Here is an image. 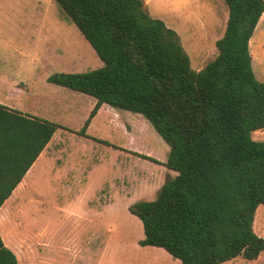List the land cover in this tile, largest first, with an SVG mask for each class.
I'll return each instance as SVG.
<instances>
[{"label": "trees", "instance_id": "obj_1", "mask_svg": "<svg viewBox=\"0 0 264 264\" xmlns=\"http://www.w3.org/2000/svg\"><path fill=\"white\" fill-rule=\"evenodd\" d=\"M91 44L103 66L56 72L48 81L96 99L76 133L130 151L177 172L153 200L129 206L143 223L141 245L165 249L180 264L256 259L254 230L264 205V81L250 41L264 0H224L228 19L218 55L191 67L177 32L153 18L143 0H54ZM102 104L142 115L170 146L165 162L87 133ZM67 126L0 103V208L51 141ZM0 264H19L0 234Z\"/></svg>", "mask_w": 264, "mask_h": 264}, {"label": "rangeland", "instance_id": "obj_2", "mask_svg": "<svg viewBox=\"0 0 264 264\" xmlns=\"http://www.w3.org/2000/svg\"><path fill=\"white\" fill-rule=\"evenodd\" d=\"M145 8L177 32L193 69L203 68L218 55L216 41L228 19L224 0H148ZM250 48L256 77L264 81V14ZM101 66L103 61L56 1L0 0V69L5 72L0 99L75 131L57 129L50 147L52 159L40 158L5 202V225L12 231L6 242L13 246L14 228L22 227L36 240L52 233L56 245L52 243L54 249L47 248V254L70 264H180L165 249L140 244L143 223L129 210L138 201L155 199L177 172L78 135L95 98L48 81L56 72H86ZM18 74L26 83L14 84L27 94L12 92L9 79ZM110 108L115 109L105 104L94 119L89 130L93 137L167 160L170 146L142 115L123 109L114 114ZM252 137L264 140V129ZM254 230L264 237V205L257 208ZM88 236L87 247L82 242ZM57 243L68 247L56 254ZM221 264H264V252L256 259L238 256Z\"/></svg>", "mask_w": 264, "mask_h": 264}, {"label": "crops", "instance_id": "obj_3", "mask_svg": "<svg viewBox=\"0 0 264 264\" xmlns=\"http://www.w3.org/2000/svg\"><path fill=\"white\" fill-rule=\"evenodd\" d=\"M148 2V0L144 1V3L146 4ZM2 69V68H1ZM0 69V79L1 77L4 75V71L3 69L1 70ZM16 79V80H15ZM11 80V87H13L12 89V92L16 95H18L19 93H25L27 94L26 92L28 90H24L23 87L21 85H15L14 83H16V81L18 82H24L26 83V80H24L20 74L18 75H13L10 77ZM28 88V87H27ZM0 103L1 104H4V105H8L9 103L8 102H5L4 100H1L0 99ZM96 103V99H95V102L92 103L91 105V109L94 107ZM105 107V104H102V106L100 107V109L98 110L97 114L93 117L90 125L88 126V129H87V133L89 135H91L89 133V130L93 124V121L94 119L100 114V112L103 110V108ZM114 108V107H113ZM90 109V111H91ZM112 109V108H110ZM116 109V108H115ZM115 109H112L113 113L114 112H117V110ZM23 111V110H22ZM115 114V113H114ZM92 136V135H91ZM56 137V132L55 134L53 135L51 141L49 142V144L46 146V148L42 151V153L40 154V156L37 158V160L35 161V163L32 165V167L28 170V172L30 173L32 171V168L35 166V164L40 160V158H47V159H52L51 157L53 156V150L50 148L51 147V144L54 140V138ZM128 150V149H127ZM26 173L27 175L29 173ZM26 176V175H25ZM25 176L23 178V180L19 183V185L16 187V189L14 191H16L25 181ZM37 176H35L34 178V181L37 180L36 178ZM28 179V178H27ZM26 179V180H27ZM13 191V193H14ZM12 193V194H13ZM12 196V195H11ZM101 199V197H100ZM8 200V199H7ZM6 200V201H7ZM5 201V202H6ZM108 202V201H106ZM5 207V203L2 205V207L0 208V217L1 215L3 216V220H2V226H4V234H3V231L1 230V227H0V233L3 237L4 242L6 243L7 246H9V242L11 241V237H12V231H10L6 225H5V222H6V213H7V210L4 209ZM4 209V210H3ZM28 230L26 229V232L23 231L22 227L21 228H14V237H13V241H14V244L13 246H9L16 254L17 256V259H18V262L19 264H70L68 261L66 260H61L58 256H54L53 254H47V248L51 247L52 243L54 245H56L55 242H52V233L50 236H48L46 239H42L40 238L39 240H36L35 239V236L32 234V232L29 233L28 235ZM41 236V235H40ZM43 237V235L41 236ZM8 243H7V242ZM40 242V243H39ZM83 245L84 246H90L91 243H90V237L88 236V240H84L83 242ZM61 245H59L57 243V246H55V249L57 250H60L58 252H56V254H60L62 253V249L67 248L68 246H64L63 248H60ZM52 249H54L53 247H51ZM261 255V254H260ZM259 255V256H260ZM258 256V257H259ZM257 257V258H258Z\"/></svg>", "mask_w": 264, "mask_h": 264}, {"label": "bare ground", "instance_id": "obj_4", "mask_svg": "<svg viewBox=\"0 0 264 264\" xmlns=\"http://www.w3.org/2000/svg\"><path fill=\"white\" fill-rule=\"evenodd\" d=\"M2 220H3V216L1 215V217H0V227H1V230L3 231V234H4L5 232H4V226H2Z\"/></svg>", "mask_w": 264, "mask_h": 264}]
</instances>
